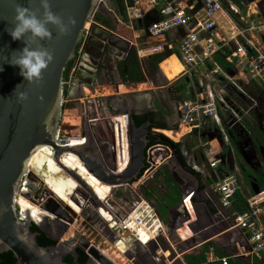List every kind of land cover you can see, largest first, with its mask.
<instances>
[{
	"label": "water",
	"instance_id": "95a60500",
	"mask_svg": "<svg viewBox=\"0 0 264 264\" xmlns=\"http://www.w3.org/2000/svg\"><path fill=\"white\" fill-rule=\"evenodd\" d=\"M97 1L50 0L53 12L61 15L65 22H67L68 16L74 17L76 26L64 37L58 36L57 30L49 26L53 35L50 41H38L36 43L28 41L33 49L42 45L54 55L53 62L42 73V81L29 84L20 74V68L10 63L12 53L22 50L25 47V43L22 40L14 41L7 29L13 26L14 9L18 3L25 7L30 6L34 11L40 9L38 16H42L43 9L40 7V0H32L31 5H29L28 0H0V69H2L0 70V256L7 264H74L65 257V255H70L74 258L76 256L74 248H69V245L74 242L73 237L64 240L61 237L66 231H54L56 236L51 238L52 244L49 245L38 236L42 234L47 238V231H42L41 227L32 228L31 217L23 218L18 217L16 214V196L19 195L35 204L30 198V191L33 189V185L26 181L28 175L27 164L31 156L42 147H47L50 150V159L53 164L76 183L75 189L69 195H73L77 191L83 197V200L86 199L90 203L91 198L96 203L93 208L97 218H99L96 213L99 211L98 209L108 213L107 210L78 171L65 166L61 162L63 156H73L84 171L99 185L113 191L126 188L129 193H133L130 186L139 177L141 170L144 169L143 149L146 137H154L160 143H165L170 147V151L178 166L181 167L185 174L196 181L194 189L183 193L181 198L188 195L190 197L194 196L198 192L197 177L190 168L182 164L175 146L163 136L148 132L146 130L148 120L138 127L135 126L131 118L130 109L137 104L143 105L144 108L149 107L150 97L147 92H128L94 100L97 102L103 99H111L117 105L126 104V111L119 115V117H125V136L128 150V163L122 169L117 168L116 159L111 165L102 163L97 145L89 129L86 128L87 120H85L83 100L76 107L77 112L80 113V143L58 144L56 142L60 127L63 72L66 63L74 58L75 46L82 38L84 30H86L85 33L90 38L91 48L97 51L96 54H90V58H92V62L88 65L90 67V80H97L98 74L102 70L101 68L106 67L101 49L93 46L91 44L92 41L105 44L108 54L121 53L123 46H127L125 42L117 38L118 33L110 34L106 32L101 22L92 15L94 12L96 14L109 13L112 10L111 0H105V6L100 8L97 7ZM245 1L252 3V0ZM255 5L264 23L263 2L259 1ZM106 9L109 11L107 12ZM156 22L157 17L152 12L136 21L137 25L142 29H146ZM85 25H87L86 28ZM25 39H28V37ZM169 55V52L164 53L163 59ZM83 64L86 65L88 63L83 62ZM81 71H83L82 74L87 75L86 71L83 69ZM229 75H232V73H229ZM155 78L158 86H166L168 84V80L162 75L158 66L155 71ZM236 83L239 87L246 88L240 81ZM228 89L236 93L232 87L228 86ZM76 90V95L71 98H84L80 87ZM20 92L27 93L28 99L26 101L18 102L17 96ZM237 96L241 98L240 94H237ZM98 118L102 119L103 117L98 115ZM104 121L106 120L102 119V122ZM108 121L111 123L110 119ZM115 130L118 151L120 152V138L117 135L119 133L118 121H115ZM208 138H215L221 145L220 135L216 130ZM248 156L249 159L241 154L247 166H250L251 163L258 164L252 148H249ZM149 162L152 168H156V164L152 160H149ZM36 180L35 178L33 182ZM40 185L42 186L41 183ZM136 189L133 191L137 192ZM43 191L45 194L54 197L48 189L43 188ZM208 191L206 189L204 193L208 194ZM204 193H202V202H190L193 215L192 221H190V217L184 207L180 206L183 213L180 223L171 227L166 225V241L169 245H173L172 249H168L171 256L167 261L170 262L175 254H180L181 256L170 264H183L181 261L184 256L183 252L190 245L200 242L214 243L215 240L209 241L210 238L226 230L230 233H239L238 229L232 227L231 217L226 210L218 202L212 205ZM252 193L256 194L258 190L253 189ZM69 195H67L68 201L76 205ZM133 209L134 207H130L126 213H130ZM56 216L57 214L53 213V217ZM53 217L50 218L54 219ZM123 217L119 218V221ZM100 221L107 230L108 222L101 219ZM184 224H186L185 226L189 230L191 237L180 241L174 232L175 229L183 227ZM106 232L112 234L111 231ZM79 240L83 241L82 247L88 256L84 264H114L86 239L79 237ZM111 240L114 241L115 239L112 238ZM157 240L158 237L145 245H141L133 239L127 243L124 242V256L132 261L128 253L134 254L135 249L147 251L146 249L151 245L153 248L147 253V262L144 264H155L157 260L163 259L162 255L160 256L156 253L158 252L156 250L158 248ZM177 242L179 244L174 245Z\"/></svg>",
	"mask_w": 264,
	"mask_h": 264
},
{
	"label": "flooded vegetation",
	"instance_id": "af4514ba",
	"mask_svg": "<svg viewBox=\"0 0 264 264\" xmlns=\"http://www.w3.org/2000/svg\"><path fill=\"white\" fill-rule=\"evenodd\" d=\"M111 2L112 10H110L109 13H95L94 17L101 22V25L106 32L115 34L117 33L118 26L129 28V25L126 22V15L121 1L111 0ZM106 11L108 12L109 10L106 9ZM136 26L139 27L138 25ZM85 32L86 30H84L82 38L75 46L74 58L69 60L64 68L62 77L61 114L63 111H76V114L79 117V127L78 135L75 136V141H77L75 143H80V113L77 112L76 107H78L77 105L83 100L85 120H87L86 128L89 129L90 134L97 145L102 163L104 165H111L116 159L118 166L125 161L127 150V140L125 136L126 121L116 120L119 123V133L117 134L119 135V145L121 146L119 152L115 130V119L119 117L120 113L126 111V104L117 105L116 103H113L111 99H103L95 102L94 100L96 98L90 99V88L106 83L111 87L112 91L111 94L105 97L122 94V92L117 89L119 86L136 84V82H133V75L131 73L132 69L136 66L139 67L142 75V82L144 81V71L141 63L136 59V53L134 51L135 42L132 43L130 41H125L118 34L117 38L127 44V46H123V51L121 53L115 52L114 54H108L105 44L97 41L91 42L93 46L101 49V53H103L105 58V60H103L106 67L101 68L102 70L99 72L97 80H90V67L88 66L90 65V62H92L90 54H96L97 51L91 48L90 38ZM83 62L88 64L84 65ZM145 63L148 70L151 72V65L147 59ZM168 64L173 66L172 70L169 69ZM159 68L168 80H174L179 75L180 63L173 55H171L159 64ZM82 69L86 71L87 75L82 74ZM167 69L170 70L171 74L166 71ZM175 69L176 71L174 72ZM155 82H157L156 78ZM79 87L83 94V90L86 89L88 95L84 94V98H71L76 95V89ZM142 90L148 92V95L152 94V91H155V95L158 97L156 100L152 98V101L147 108H144L141 104H137L130 109L131 118L135 126L138 127L146 123L148 120L146 130L161 135L172 143L179 154L182 164L190 168L197 177L198 192L195 193L194 196L190 197L189 195V203H195L196 201L202 202V193L208 189V194L204 193V195H206L212 205H215L218 202V199L210 188L212 181L214 180V175L206 165L202 149L205 143L215 139L208 138L214 130H216L221 136L220 130L215 127H208L198 133L187 132V129L185 127L183 128L181 125V118L178 112V104L181 99L178 90L175 87L166 85L161 87H148ZM242 90L246 96L244 97L241 95V98L236 97L237 105L238 107H241H239V109L235 108L233 111L235 117H229L226 120L223 119L221 121L222 130L227 137V144L223 145L221 142V163L219 167L222 165L227 166V169L230 171L232 170L237 175L242 185L251 190H258L259 192L260 187L264 184V88L249 86ZM90 100H92V102H90ZM98 115H101V117H103L102 119L106 121L102 122V119L98 118ZM109 119L112 124L109 123ZM182 128L185 131H181ZM61 129L69 130L66 125H62ZM249 148H252L258 164H252L250 162L251 165L247 166L244 163L241 154L249 159ZM170 150L171 149L167 144L160 143L156 138L149 136L146 137V143L143 149L144 169L141 170L139 177L135 180V182H139V185L137 184V192L131 190L133 192L131 193L132 200L129 201L124 195L125 191L129 192L128 189L109 190L92 179L79 165L75 158H63L64 164L73 170H77L86 183L90 185L97 197L102 201L104 208L109 213L103 212L100 209L96 212L100 219L108 222L107 230L103 225H101L103 228L100 230L111 231L112 234H108V239L114 238V242L118 241L119 236L114 231H121L118 227L119 218L124 216L130 207H136L140 204L147 205V207L158 218L161 226L157 237L160 235L164 223L170 227L180 223L181 218H183L180 206L183 207V201L187 197L185 196L181 198V196L186 191L193 190L196 186V181L182 171ZM200 151L202 155H199L198 152ZM42 153L43 158L41 160H38L37 157L33 158V168H31L30 171L42 182L41 184L44 188L51 191L54 197L60 200L61 206L59 205V202L58 205L61 208L54 204L53 213H56L57 216L53 217L40 211L35 204L27 199L18 196L17 203L21 208L19 210L20 215L31 217L32 228L41 227L42 231H47L46 239L48 241L56 236V232L54 231L68 230V227L73 222L71 215L76 214L77 211L79 212L78 214L84 218V225L91 228L96 226L99 219L96 217L93 208L96 203L92 201L91 198L90 203L86 199L83 200V197L77 191L73 195H69V197H71L79 207L69 202L67 195L75 189L76 183L69 179L60 169L56 168L50 159L51 153L49 149L43 150ZM149 160H152L156 164V168H152ZM160 166H163L164 170L158 174L156 170ZM28 182H30L29 184H32L30 180H28ZM42 192V196L44 195L46 198L52 199V197L45 194L44 191ZM116 194L117 197H115ZM38 195L39 191L35 192L33 197L37 198ZM41 198L39 201H41ZM114 200L116 202H114ZM33 202L35 203L34 200ZM44 202V204H47L46 199ZM69 212L71 213L70 216L68 215ZM42 214L44 215L42 216ZM50 217H53L55 221ZM139 235H142V233ZM63 239L65 240L67 238ZM73 239L74 242L69 245V248H74L76 256L74 258L70 255H65V257L74 264H84L88 256L82 247L83 241H80L79 237L76 236H73ZM145 240L146 238L143 239V242ZM124 244L123 240H121L117 245H122L121 247L124 248ZM146 250L147 251L135 249L134 254L128 253L132 259L131 264L146 263V257L149 251L148 249ZM100 252L109 259L105 251ZM121 253L123 255L125 254V252ZM163 255L165 256L166 254L164 253Z\"/></svg>",
	"mask_w": 264,
	"mask_h": 264
},
{
	"label": "built area",
	"instance_id": "2783aa9c",
	"mask_svg": "<svg viewBox=\"0 0 264 264\" xmlns=\"http://www.w3.org/2000/svg\"><path fill=\"white\" fill-rule=\"evenodd\" d=\"M123 4L125 15L128 21L136 22L142 19L146 12L153 11L157 22L141 33L147 38L158 42L148 48L141 50V56L164 54L172 52L173 56L180 63L182 70L180 74L186 77H193L194 73H200L203 81H191L192 94L180 100L178 112L181 118V125L187 132H200L208 127H215L220 130V139L223 145L227 144V137L222 130L221 121L229 117H235L233 110L225 104L222 95L227 97L237 94L246 96L237 81L248 83L255 87H264V41L245 40V43L238 44L235 33L229 39L223 37L218 25V17L221 15L227 23L234 28L229 15L223 12V5H228L235 14L236 10L233 0H120ZM264 1V0H256ZM105 6V0H98L97 7ZM259 19L258 26L254 27L261 33L264 39V23L257 13L253 14ZM221 18V17H220ZM242 20V18H240ZM252 28V27H251ZM180 31L181 35L174 49L165 41V37L173 32ZM252 39H254L252 37ZM232 40L234 47L226 57L236 72L231 76L223 72L213 62L218 52L228 49V42ZM232 73V72H230ZM226 75L230 78H227ZM229 80L217 91L212 87L214 79L218 81ZM232 87L234 91L228 89ZM225 116L226 118H223ZM58 144L70 143V140H63L57 137ZM202 154L207 167L214 175L211 184V191L216 195L219 205L225 210H231L232 197L239 191V187L231 175L217 176L220 158V145L213 139L204 144ZM189 195L183 201V207L191 219ZM247 210L243 213H231L232 227L241 231L250 245V254L256 259L264 261V190L256 194L248 195L245 199ZM142 205L144 209H142ZM191 209V207H190ZM232 211V210H231ZM17 214V211H16ZM18 216V215H17ZM20 217V216H18ZM161 224L154 213L147 205L140 204L134 207L130 213H126L118 227L121 231L129 233L133 240L145 245L154 241L157 237ZM142 233V235H139ZM180 241V238L176 232ZM146 240L143 242V239ZM205 256L206 263L218 262L227 264L228 258H218L214 255L213 249L209 248Z\"/></svg>",
	"mask_w": 264,
	"mask_h": 264
},
{
	"label": "rangeland",
	"instance_id": "374dc122",
	"mask_svg": "<svg viewBox=\"0 0 264 264\" xmlns=\"http://www.w3.org/2000/svg\"><path fill=\"white\" fill-rule=\"evenodd\" d=\"M233 4L236 10V13L234 14L228 7V5H223V12L226 15H229L230 20L232 21L233 25L235 26L234 28H232L230 25L226 24L225 22H222V19L218 22L219 28H220V32L222 33L223 37H225L226 39L230 38L232 35H235L236 31L237 32H241L242 33V37L241 36H236L235 40L238 42V44L241 43H245V40H252V37L255 38L256 40H258L259 42H263L264 39L261 35V33H259L256 29H254V27L258 26L259 24V19L256 18L253 14L254 12L257 13L255 6H253V3H246L245 0H233ZM95 13V12H94ZM94 13L92 15H94ZM231 13V14H230ZM242 18V20L240 19ZM126 22L129 25V28L127 27H121L118 26L117 28V33L120 35V37H122L123 39H126L132 43H134V37H136L137 35V39L135 38V46H134V51L136 53V59L141 63V66L143 68V77H144V81L141 83H136L134 85H126L123 86L121 85L120 88L118 87V91L122 92V93H126L128 91H135V92H145L142 89L145 88H152L155 86H158L157 82H155V71L156 68H152L151 66V72L148 70V67L146 66V57L148 56H141V50H143L146 46V39L142 36L139 35V33L137 32V30L139 29L136 26V23L128 21L126 18ZM87 27V25H85V28ZM252 27V28H251ZM234 47V44L232 42V40H230L228 42V49L227 51L230 52L232 50V48ZM173 49V46H172ZM169 56L173 55L171 54V52H169ZM166 59H164L163 61H165ZM162 62V61H161ZM160 62V63H161ZM169 69L172 70V67H170L169 65ZM167 69L166 71H168L170 74V70ZM233 77L235 76V71L232 69L231 70ZM168 73V74H169ZM227 78H230L226 75ZM225 78L224 81H218L216 79H214V82L212 83V87L215 90V92L217 91V89H219L222 85H224L226 82L229 80ZM201 80L203 81V77L200 76V73H194L193 77H186L185 75L179 74L174 80H169L167 85L173 86L178 90L180 99H184L186 97H188L190 94H192L193 89L191 88V81H196V83ZM161 87V86H158ZM146 93V92H145ZM148 93V92H147ZM85 95H88L87 91H84ZM150 97V103L153 99H157L158 96L155 95V91H152V94L149 95ZM222 98L225 102V104H227L228 108H230L231 110H235L239 109V106L237 105V100H235L234 96L231 97H227L225 94L222 95ZM61 118H60V130L58 132V138L59 139H67V140H75V136L78 135V127H79V117L76 114L75 110L72 111H63V113L61 114ZM223 118H226L225 116H223ZM62 125H66L69 130H62L61 127ZM184 128V127H183ZM182 128L181 131H185ZM199 155L201 154V151L198 152ZM202 155V154H201ZM223 156V155H222ZM164 168L163 166H160L157 168V172L158 174H160L161 172H163ZM224 175H231L233 176V178L235 179L238 187H239V191L240 193L243 194V196H248L249 195V190L248 187L244 186L241 184V182L239 181L237 175L231 170L227 169V166L222 165L219 170H218V174L217 176L219 178L223 177ZM37 179V178H36ZM40 181L37 179L35 182H32L33 185V190L30 191V198H32L35 201V205L37 206V208L48 214L53 216V207L54 204L57 205V207H60V200H58L57 198L52 197L51 198H46V196H42L41 194H43V185H40ZM139 182H133L132 185L130 186L131 189H136V185ZM149 185V184H147ZM39 191V195L36 197H33V194L35 192ZM119 193V192H117ZM70 194V193H69ZM68 194V195H69ZM125 198L129 201L132 200V194L129 193L128 191H125L124 193ZM42 197V198H41ZM78 197V196H76ZM117 197V194L116 196ZM41 198V201H39ZM68 198V196H67ZM46 199L47 204H44V200ZM77 199V198H76ZM69 200V199H68ZM79 200V199H77ZM59 202V205H58ZM70 202V201H69ZM114 202H116L114 200ZM44 206V207H43ZM76 206V205H75ZM61 208V207H60ZM142 209H144V206L142 205ZM101 210V209H100ZM79 212L77 211L76 214L71 215V213L69 212L68 215L72 216L73 218V222L72 224L68 227V230L63 233L61 238H69V237H83L84 239H86L91 245H93L94 247H96L99 251H105L107 253V256L109 257V259L115 263V264H131V260L126 258L121 252H123L125 250V247L122 248L120 245V247L123 249H121V251L118 250V248L116 247L117 244H119L121 242V240H123V242L127 243L126 241H130L132 240V236L129 235V233L124 232V231H114L118 236H119V240L114 242L111 239H108V233L106 231H100L102 230V222L98 219V223L96 226H94L93 228L91 227H87V225H84L83 222V217L80 216L78 214ZM44 214H42L43 216ZM75 219V220H74ZM165 220V219H164ZM163 220V221H164ZM100 222V223H99ZM263 222V221H262ZM166 225L164 223V225H162V231L160 233V235L158 236V240H157V244H158V248L156 249L158 251V255H162L163 259H159L155 262V264H167V259L171 256V253L168 250V242L166 241V236H165V232H166ZM53 232V231H51ZM153 246H149L147 249L149 250L148 252H150L152 250ZM161 250V252H160ZM178 251H180L179 249H177ZM177 250H175L176 252H178ZM163 252V253H162ZM157 253V252H156ZM166 254L165 256L163 254Z\"/></svg>",
	"mask_w": 264,
	"mask_h": 264
},
{
	"label": "clouds",
	"instance_id": "9594fccd",
	"mask_svg": "<svg viewBox=\"0 0 264 264\" xmlns=\"http://www.w3.org/2000/svg\"><path fill=\"white\" fill-rule=\"evenodd\" d=\"M28 3L31 5L32 0H28ZM40 7L43 9L42 16H38L40 9L34 11L30 6L25 7L18 3L14 9L13 26L7 29L14 41L22 40L25 43L22 50L12 53L10 63L20 68V74L29 84L42 81V73L53 62L54 55L42 45L33 49L28 41H50L53 35L49 26L55 28L60 37L67 36L76 26L74 17L68 16L65 22L61 15L53 12L50 0H40ZM17 99L18 102H24L28 95L20 92Z\"/></svg>",
	"mask_w": 264,
	"mask_h": 264
},
{
	"label": "crops",
	"instance_id": "0c3cea01",
	"mask_svg": "<svg viewBox=\"0 0 264 264\" xmlns=\"http://www.w3.org/2000/svg\"><path fill=\"white\" fill-rule=\"evenodd\" d=\"M258 2L259 1L252 0V3L254 4L255 8H256V5L255 4L258 3ZM263 5H264V2H263ZM256 11H257V8H256ZM151 12L153 13V11L146 12L143 15V17L146 14L151 13ZM257 14L260 17L258 11H257ZM221 19H222V22H225L226 24H228L227 21L220 15L218 17V21H220ZM260 19H261V17H260ZM261 21H262V19H261ZM138 28L139 29L137 30V32L139 33V35H142L146 39V43L144 45V46H146L145 48H148V47H150V46H152V45H154V44H156L158 42L157 40H154V39L145 37V35H143L141 33V29L142 28L141 27H138ZM180 35H181V32L180 31L173 32L171 34H168L165 37V41L171 47L173 46V49H174L176 47V45H177V41H178ZM136 37H137V35H136ZM136 37H134V42L136 41L135 40ZM124 40L125 41H128L126 39H124ZM253 40L255 41L256 39L254 38ZM168 57H170V56H167L164 59H167ZM159 64H158V68H159ZM168 66H169V64H168ZM170 67H172V69H173V66H170ZM175 70H174V72H175ZM229 73L230 72H228V74ZM240 83L243 86H246V88L249 87V86H252V85H250L248 83H243L242 81H240ZM119 88H120V86H119ZM83 91H87V90L85 89ZM111 91H112L111 87L109 85H107L106 83H104L103 85L101 84L99 86L91 87L90 88V99H95V98H98V97H102L103 98V97L111 94ZM248 190H249V195L253 194L251 189L248 188ZM226 212L231 217V213L233 211L226 210ZM192 216H191L190 221L193 220V217ZM185 225L186 224H184L183 227H181L179 229H176L174 233L176 234V232L178 233V231H180L184 227L186 228ZM189 237H191L190 234L187 235L182 241L186 240ZM213 240H215L214 243H210L209 242V244H207V242H200V243L193 244V245H190L189 247H187L184 250V252H183V255H184L183 258L181 259V261L183 262V264H186V259L189 258V257H199L201 255L202 251H203L204 245H207L209 248H212L213 249V253H214V255L216 257H218V258H228L227 264H264V261L263 260L256 259L254 256H252L250 254V245L247 242V239H246L245 235L241 231H239V233H230L228 230H226L224 232H221V233H219V234L211 237L209 241H213ZM177 244H179V242L175 243L174 245H177ZM168 247H169L168 249H172L173 248V245H169L168 244ZM214 249H216L217 251L216 250L214 251ZM206 253H207V251L204 254V263L205 264H206L205 256L207 255ZM157 255H158V252H157ZM180 257H181L180 254H175L172 257V260L170 262L167 261V264H170L171 262L175 261V259L180 258Z\"/></svg>",
	"mask_w": 264,
	"mask_h": 264
},
{
	"label": "trees",
	"instance_id": "16d2710c",
	"mask_svg": "<svg viewBox=\"0 0 264 264\" xmlns=\"http://www.w3.org/2000/svg\"><path fill=\"white\" fill-rule=\"evenodd\" d=\"M171 54H172V52H171ZM228 54H229V52L227 50H223L222 52H218L213 58L214 64L216 66H218L225 73L231 72V70H232L231 64H229V62L226 61V57H227ZM146 59L149 62V64L152 66V68H155L157 66V64H159L163 60V54L160 53V54L150 55V56L146 57ZM131 73L133 75V82H136V83L142 82V75H141V72H140V69H139L138 66L134 67L132 69ZM261 190H264V184L260 187V191ZM245 199H246V196H243V194L240 193V191H237L232 197L233 201H232L231 210L234 213H243V212H245L247 210ZM38 236L41 239H43L46 243H48L49 245L52 244V242L48 241L42 234H39ZM208 248L209 247L207 245H204L201 255L199 257H189V258H187L186 259V264H205L204 263V254H205V252L207 251ZM215 250L216 249H214V251ZM0 264H7L2 259L1 256H0ZM206 264H208V263H206ZM209 264H220V263L213 262V263H209Z\"/></svg>",
	"mask_w": 264,
	"mask_h": 264
},
{
	"label": "bare ground",
	"instance_id": "6f19581e",
	"mask_svg": "<svg viewBox=\"0 0 264 264\" xmlns=\"http://www.w3.org/2000/svg\"><path fill=\"white\" fill-rule=\"evenodd\" d=\"M254 6V5H253ZM159 70H160V68H159ZM181 70H182V67H181V65H180V68H179V74H180V72H181ZM161 71V70H160ZM162 73V72H161ZM163 75V74H162ZM164 76V75H163ZM165 77V76H164ZM166 78V77H165ZM167 79V78H166ZM168 80V79H167ZM169 81V80H168ZM116 120H119V121H125V117H117L116 119H115V121ZM75 142H77V141H75V140H70V144H76ZM45 149H48L47 147H42V148H40V149H38L32 156H31V158L29 159V161H28V164H27V168H28V175H27V178H26V181H28V180H30L31 182H33L34 180H35V178H37L31 171H30V169L31 168H33V163H32V160H33V158L34 157H37V159L38 160H41L42 158H43V150H45ZM64 157H69V158H74L73 156H71V155H67V156H63L62 158H61V162L64 164V162H63V158ZM128 163V150H126V154H125V161L123 162V163H121L120 165H118L117 166V168L118 169H122L126 164ZM65 165V164H64ZM56 166V165H55ZM65 166H67V165H65ZM68 167V166H67ZM56 168H58L57 166H56ZM59 169V168H58ZM38 179V178H37ZM39 180V179H38ZM40 181V180H39ZM41 182V181H40ZM42 183V182H41ZM92 189V188H91ZM51 192V191H50ZM95 193V192H94ZM95 195H96V193H95ZM19 196V195H18ZM18 196H16L15 197V207H16V211H17V215L18 216H20V217H25V216H21L20 215V213H19V210L21 209L20 207H19V204L17 203V199H18ZM97 196V195H96ZM98 198V197H97ZM98 200L99 201H101L99 198H98ZM187 208H188V210H189V212H191V209H190V207L189 206H187ZM102 220V219H101ZM190 234V232H189V230L187 229V228H183V229H181L180 231H178V235L180 236V238H185L187 235H189ZM116 247L118 248V250L119 251H121V247L120 246H118V245H116ZM123 250V249H122Z\"/></svg>",
	"mask_w": 264,
	"mask_h": 264
}]
</instances>
